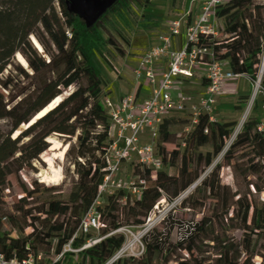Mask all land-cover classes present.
<instances>
[{
	"label": "trees",
	"instance_id": "obj_1",
	"mask_svg": "<svg viewBox=\"0 0 264 264\" xmlns=\"http://www.w3.org/2000/svg\"><path fill=\"white\" fill-rule=\"evenodd\" d=\"M120 1L87 28L80 18L67 12L65 0H0V89L6 92L13 89L11 69L27 78L30 72L35 83L29 94L15 96L17 100L9 110L11 131L0 142V186L4 184L1 173L9 163L15 161L20 167H29L31 160L46 149V140L53 134L66 139V172L71 175L66 198L55 192H44L28 201L20 197L12 204L16 215L6 210L8 196L0 192V254L7 260L15 255L19 259L39 254L46 259L57 256L95 203L110 145L108 117L100 104L101 98L109 95L106 91L109 84L100 70L98 57L102 51L120 58L126 55L121 43L128 45L127 40L117 38L107 27V16L115 13ZM142 1L147 4L150 0ZM53 4L68 35L65 40L47 13ZM215 17L223 21V29L219 36H199L197 48L209 55H199L198 61H228L234 75L255 82L264 56V0H232L220 7ZM31 38L39 44L43 57L34 52ZM16 54L25 60V70L15 69L11 64ZM4 72L7 76L2 79ZM259 84L264 88V66ZM74 85L59 104L17 138L10 139L20 126L27 125L58 97L62 89ZM234 125V122L222 125L209 122L203 128L194 127L187 132L189 120L177 116L163 118L157 128L155 147L163 167L167 165L173 176H163L158 171L151 178L147 170L133 166L134 184L139 178L145 181L140 196L130 198L118 190L102 198L103 205L95 208L100 241L77 254L78 264H108L125 241L116 230L140 226L161 197L171 201L189 189L192 191L181 201L182 205L193 211H201L207 204L211 206L209 222L199 230L195 241L173 247L166 254L148 250L138 258L125 262L117 259L111 264H254L256 257L263 260L264 199L259 197L264 191V136L257 129V119L249 118L226 145L222 131ZM171 135L175 136L177 149L185 146L181 154L165 151L164 144ZM24 138L26 143H22ZM217 158L210 175L195 184ZM223 168L232 176L235 200L230 208L227 188L219 179ZM160 184L163 186H156ZM230 209L233 217L228 228L242 233L237 242L226 235L224 221ZM26 229L31 232L23 235ZM91 238V234L77 235L71 247L78 249ZM225 249L230 253L227 261L223 256Z\"/></svg>",
	"mask_w": 264,
	"mask_h": 264
},
{
	"label": "rangeland",
	"instance_id": "obj_2",
	"mask_svg": "<svg viewBox=\"0 0 264 264\" xmlns=\"http://www.w3.org/2000/svg\"><path fill=\"white\" fill-rule=\"evenodd\" d=\"M53 8L60 19V13L56 4H53ZM187 11V0H150L147 4L142 0H140V3L136 0H121L115 13L108 14L107 27L109 30L117 38L122 36L128 42V45L121 43L126 54L124 58H120L116 54L105 51H102V56L98 57L100 70L108 80L109 85L106 91L109 92V95H112V98H109L110 100L117 101L127 95L134 96L136 101H141L147 97L148 90L143 86V72L138 69V64L144 54L152 46L157 44L158 38L167 34V29L165 28L166 24L183 19ZM194 14L193 11L190 12L187 18H189V16L193 17ZM215 26L217 27L219 36L224 26L223 21L217 20ZM64 33L65 35L60 33L63 40L68 37L67 33ZM39 39L41 40V37H39ZM183 40V33H181L179 37L173 38V50H179ZM30 41L34 52L43 57L41 48L36 40L31 38ZM34 56L35 55L30 54L31 58H34ZM11 64L15 69L17 67L22 68V70L27 68L25 60L18 54L12 59ZM160 69L164 70L165 66H162ZM10 71L13 89H11L10 92L0 89V113L2 114V119H0V142L4 140L11 131V122L8 115L9 110L17 100H14L15 96L19 93L23 95L29 94L35 89V83L34 80L30 78V72L27 73V78L21 75L18 70L11 69ZM135 71L140 72V75L137 76L134 73ZM204 74L205 67H202L194 74L190 82H185L181 85V93L185 97V100L182 110L173 116L190 121V127L187 128V132L194 127L203 128L204 125L209 122H216L221 125L234 122L235 125L233 127L222 131V135L226 138V145H228L246 120L249 118L264 120V112L261 108V97L258 95L253 99L255 84L249 83L243 75L233 79L231 84L226 88L228 90L227 94L216 98L211 110L204 111L201 104L205 96ZM6 76L7 73L4 72L1 78L4 79ZM74 87L75 85L65 90L62 89L60 95L56 97L58 99L56 105L59 104ZM240 98H246V100L244 101ZM251 101L250 111L245 120L241 123V119ZM47 112L48 111L44 112V114ZM37 116L35 117L37 118ZM193 122L196 123L193 124ZM31 124H33V121L25 125L21 131H19L18 128L14 134L10 136V139L13 140L17 138ZM65 140L64 137L53 134L46 140V149L39 156L31 160L29 167H20L17 162L12 161L4 169L1 173V175H3L4 184L0 186V190L8 196V205L6 207L8 212H12V214L16 215L12 204L20 197H25L28 201L38 198L44 192H55L60 194L62 198L67 197L71 175L66 172L65 153H63L67 148ZM26 141L27 138L22 139V143H26ZM71 142H73V140ZM149 142V135L144 133L141 143L148 144ZM164 148L168 153L175 150L181 154L185 147L180 146L177 149L175 147V136L171 135L165 142ZM218 160L219 158L213 162L210 168L204 171L195 184H199L201 180L210 175L212 168ZM161 172L163 176H173L172 170L167 165L163 167ZM112 179L120 187L119 189H113L114 187H112L111 190H122L130 198H136V195L133 194L131 189V184L134 183L132 179V165L129 163H122ZM219 179L221 185L227 188V206L230 208L235 200L233 196L232 176L227 169L223 168L219 173ZM156 186L163 185L160 184ZM158 190L162 196L165 195L161 187H159ZM191 191L192 190L189 189L186 193L179 195L171 201H167L161 197L155 203L153 210L143 219V223L140 226L116 230L115 232L124 236L125 241L121 249L110 261L114 262L117 259L123 260L124 262L130 261L133 258L145 255L148 250L166 254L173 247H179L185 243L195 241L199 230L209 222L211 206L207 204L203 210L193 211L182 205L181 201ZM259 198L264 199V191ZM102 205L103 202L100 200L97 206ZM232 217L233 211L230 209L228 217L224 221L225 224H227L226 235L237 242L241 238L242 233L235 228H228L232 225ZM5 228H8V226L6 225ZM30 232V229H26L23 235L29 234ZM90 234L92 235V239L98 238L97 232L93 231ZM13 238H15V235H13ZM125 247H127V249L123 250ZM261 254L263 255L262 251ZM229 255V251L225 249L223 251L224 260L227 261ZM49 258L50 257L47 259ZM79 261L80 257L74 255L68 258L66 264H78ZM253 262L254 264H264V259L262 260L256 257L253 259Z\"/></svg>",
	"mask_w": 264,
	"mask_h": 264
},
{
	"label": "built area",
	"instance_id": "obj_3",
	"mask_svg": "<svg viewBox=\"0 0 264 264\" xmlns=\"http://www.w3.org/2000/svg\"><path fill=\"white\" fill-rule=\"evenodd\" d=\"M187 1L188 11L185 17L166 24L167 34L158 38L157 44L144 54L138 64V69L143 72V86L148 90L147 97L136 101L134 96L127 95L112 101L105 96L100 100L108 117L109 126L110 145L105 155V175L98 186L95 203L82 218L74 236L62 247L60 254L53 258L46 259L39 254L19 259L15 255L7 260L0 254V264H66L68 258L76 256L99 242L100 238H91L78 249L71 247V242L77 235L86 236L93 231H98V214L95 208L104 196L116 192L111 190L112 187L119 189L120 186L112 178L122 163H129L132 169L137 165L140 169L147 170L151 178L162 170L163 160L155 147L157 128L163 118L173 116L182 110L185 97L181 93V85L190 82L194 74L205 67V96L201 104L204 111H209L216 98L227 94L226 88L233 79L241 76L231 72L228 61L204 63L197 59L201 54L209 55L208 51L197 48L199 36L218 35L215 22L219 19L215 17V14L220 7L232 0ZM192 11L195 14L193 17L189 16L188 20L187 16ZM181 33L184 40L181 48L175 51L172 48V39L179 37ZM162 66H165L164 70L160 69ZM138 71L134 72L137 76L140 75ZM256 81V83L253 82L255 84L253 99L258 95L261 97V108L264 112V88L260 87V76ZM257 129L264 136V123L258 124ZM144 133L149 135L148 144L141 143ZM144 183V179L139 178L135 184H131L136 198L140 196ZM0 192L3 193L1 190ZM68 254L72 255L68 256ZM111 263L110 261L108 264Z\"/></svg>",
	"mask_w": 264,
	"mask_h": 264
},
{
	"label": "water",
	"instance_id": "obj_4",
	"mask_svg": "<svg viewBox=\"0 0 264 264\" xmlns=\"http://www.w3.org/2000/svg\"><path fill=\"white\" fill-rule=\"evenodd\" d=\"M116 1L118 0H66L65 6L68 13L80 18L85 23L86 27L89 28L109 8H111ZM263 61H264V56H263ZM263 66H261L260 68V73H259L260 77L263 71ZM38 119L34 116L31 121H33L34 123Z\"/></svg>",
	"mask_w": 264,
	"mask_h": 264
},
{
	"label": "bare ground",
	"instance_id": "obj_5",
	"mask_svg": "<svg viewBox=\"0 0 264 264\" xmlns=\"http://www.w3.org/2000/svg\"><path fill=\"white\" fill-rule=\"evenodd\" d=\"M48 14L50 15L51 19L54 22V27L56 30H58L61 34L65 35L64 30L62 28L60 19L58 18V15L56 14V11L53 7H50L48 10ZM264 65V61L262 60L261 66ZM58 102V99L55 98L38 116L37 118H40L41 116H43L44 112L51 110L52 108H54L56 106V103ZM251 103L252 101L249 103V105L246 108V111L241 119V123L245 120L246 116L248 115L250 108H251ZM25 125H22L19 127V131L22 130V128H24ZM65 153V151L63 152ZM127 249V247H125L123 250Z\"/></svg>",
	"mask_w": 264,
	"mask_h": 264
},
{
	"label": "crops",
	"instance_id": "obj_6",
	"mask_svg": "<svg viewBox=\"0 0 264 264\" xmlns=\"http://www.w3.org/2000/svg\"><path fill=\"white\" fill-rule=\"evenodd\" d=\"M107 97L111 99L112 98V95H108ZM257 121H258V124H263L264 123V120H257Z\"/></svg>",
	"mask_w": 264,
	"mask_h": 264
},
{
	"label": "flooded vegetation",
	"instance_id": "obj_7",
	"mask_svg": "<svg viewBox=\"0 0 264 264\" xmlns=\"http://www.w3.org/2000/svg\"><path fill=\"white\" fill-rule=\"evenodd\" d=\"M65 1H66V0H65ZM116 2H117V1H116ZM50 7H53V5H52V6H50ZM50 7H49V8H50ZM65 7H66V6H65ZM48 10H49V9H48ZM47 13H48V12H47ZM52 21H53V20H52ZM53 24H54V22H53ZM58 32H59V31H58ZM31 120H32V119H31Z\"/></svg>",
	"mask_w": 264,
	"mask_h": 264
}]
</instances>
